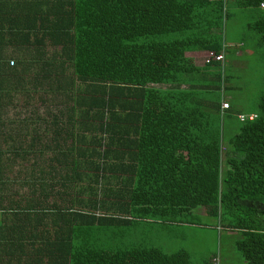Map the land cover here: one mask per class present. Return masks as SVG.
I'll return each mask as SVG.
<instances>
[{
    "label": "trees",
    "instance_id": "16d2710c",
    "mask_svg": "<svg viewBox=\"0 0 264 264\" xmlns=\"http://www.w3.org/2000/svg\"><path fill=\"white\" fill-rule=\"evenodd\" d=\"M262 2L0 0V264H190L184 249H109L101 235L200 207L244 264H264V91L240 121L235 99L221 108L230 75L187 56L222 49L232 8L264 47ZM19 89L55 105L52 131L26 146L4 118Z\"/></svg>",
    "mask_w": 264,
    "mask_h": 264
},
{
    "label": "rangeland",
    "instance_id": "374dc122",
    "mask_svg": "<svg viewBox=\"0 0 264 264\" xmlns=\"http://www.w3.org/2000/svg\"><path fill=\"white\" fill-rule=\"evenodd\" d=\"M232 11L233 15L228 17L226 25L221 28L223 29L222 47L227 50L224 72L230 75L232 87V90L226 91L227 95L225 96L229 101L230 98L236 100V110L247 112L256 107L257 101L264 91V47L257 44L256 32L248 27L251 16L246 15L242 9L232 8ZM239 41L245 45L236 49V43ZM52 50L53 48L49 46L48 54H51ZM56 50H60V47H57ZM32 54L34 56L33 52ZM14 65L16 66L17 62ZM219 67L222 69L221 66ZM32 68L33 66L28 69ZM211 69H217V66L212 65ZM36 93L22 89L17 90L14 93L13 106L8 107L4 113V118L8 121L6 128L20 133L17 137V144L22 143L26 146L31 139L30 136L35 133V128L41 131H52V116H48L47 108H54L55 105L51 106L50 101L45 103L40 99L43 97L41 95L45 94L50 97L51 93L47 94L42 91ZM28 97L30 102L26 100ZM35 113L45 115L49 119L48 122L40 120L36 123L34 121L36 120ZM225 120L228 135H232L239 127L237 117L234 115L225 118ZM35 158L28 152L25 162L21 160L20 165L15 164L16 171L22 164L32 163ZM11 189H16L23 194L27 193L29 187L18 181L13 184ZM205 212L204 207H200L195 213L184 219L179 218L170 222H139L131 226L132 228L119 232L118 236L113 235L109 230L107 236L101 235L102 242L109 249L133 245L157 246L168 253L184 249L190 255V264H215L213 258L218 253L221 256V264H244L245 260L236 248V234L220 229L217 219Z\"/></svg>",
    "mask_w": 264,
    "mask_h": 264
},
{
    "label": "built area",
    "instance_id": "2783aa9c",
    "mask_svg": "<svg viewBox=\"0 0 264 264\" xmlns=\"http://www.w3.org/2000/svg\"><path fill=\"white\" fill-rule=\"evenodd\" d=\"M261 7L264 8V2L261 3ZM226 10V7H225ZM225 59H226V49L224 47H222L221 50L219 51H215V50H208L206 53V57H205V65L206 64H212V63H218L219 66L222 67V72H223V78H224V63H225ZM10 65H14L15 64V60L11 59L9 61ZM224 81V79H223ZM224 84V82H223ZM224 86V85H223ZM228 97L225 96V94L223 95V100H222V104H221V108L222 110H226L229 109L231 107V102L229 100H227ZM257 117L256 113H246V112H242L238 114V118L240 121H246V120H253ZM220 228V226H219ZM221 229V228H220ZM220 254L218 253L214 258L213 261L215 264H221V258H220Z\"/></svg>",
    "mask_w": 264,
    "mask_h": 264
},
{
    "label": "crops",
    "instance_id": "0c3cea01",
    "mask_svg": "<svg viewBox=\"0 0 264 264\" xmlns=\"http://www.w3.org/2000/svg\"><path fill=\"white\" fill-rule=\"evenodd\" d=\"M236 44H237L236 49H239L242 45H244L242 41H239ZM207 51L208 50L190 51V52H187V56L192 57L195 60V64L202 66L203 64H205V62H204L205 58H203V57H205ZM239 53H242V52L239 51ZM7 125H8V121H7ZM6 129H8V128H6ZM15 170H16V166H15Z\"/></svg>",
    "mask_w": 264,
    "mask_h": 264
}]
</instances>
